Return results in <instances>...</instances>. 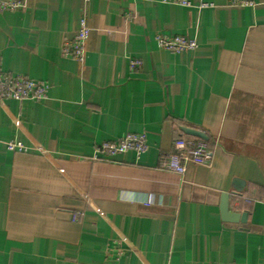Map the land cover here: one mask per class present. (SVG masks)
I'll return each mask as SVG.
<instances>
[{"label": "crops", "instance_id": "crops-1", "mask_svg": "<svg viewBox=\"0 0 264 264\" xmlns=\"http://www.w3.org/2000/svg\"><path fill=\"white\" fill-rule=\"evenodd\" d=\"M9 1L0 71L48 90L0 102V264H264V0ZM82 16L78 62L61 49ZM129 133L143 154L93 159ZM182 137L211 156L178 175L160 166Z\"/></svg>", "mask_w": 264, "mask_h": 264}, {"label": "built area", "instance_id": "built-area-1", "mask_svg": "<svg viewBox=\"0 0 264 264\" xmlns=\"http://www.w3.org/2000/svg\"><path fill=\"white\" fill-rule=\"evenodd\" d=\"M89 0H82L86 4ZM229 4L234 7L254 6L252 1L248 0H228ZM166 4H176L189 7L188 0H162ZM22 8V4L15 1L0 2V10L15 11ZM85 17H81L79 29L76 34L66 43H64L61 54L63 57H69L81 62L84 58L85 45L89 36ZM158 45L165 51L179 54L182 52L193 51L196 48L194 40L181 35L158 34L156 36ZM132 67L139 66L138 61H132ZM48 86L41 82L28 80L20 76H12L0 71V102L3 100H33L40 101L45 99ZM2 142L0 141V145ZM7 150H14L15 145L5 142ZM146 136L141 133H129L122 138L112 141L103 142L95 148L93 159L108 160L117 155H124L133 152L141 155L147 150ZM210 151L206 143L201 140L182 137L173 141L172 151L164 156L161 168L171 171L178 175H183L188 164L201 165L207 164L210 160Z\"/></svg>", "mask_w": 264, "mask_h": 264}, {"label": "water", "instance_id": "water-1", "mask_svg": "<svg viewBox=\"0 0 264 264\" xmlns=\"http://www.w3.org/2000/svg\"><path fill=\"white\" fill-rule=\"evenodd\" d=\"M184 132L188 135H191V136H194L196 138L205 140V136L201 132H198L195 130H190V129H184ZM221 213H222L223 219L228 221V222H233L236 219V214L230 213L228 211L227 203H224L222 205Z\"/></svg>", "mask_w": 264, "mask_h": 264}]
</instances>
